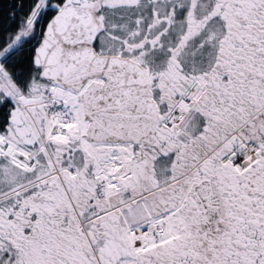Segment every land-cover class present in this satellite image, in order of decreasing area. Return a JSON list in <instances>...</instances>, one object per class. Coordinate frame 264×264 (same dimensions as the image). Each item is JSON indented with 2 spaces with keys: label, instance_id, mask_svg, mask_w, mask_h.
<instances>
[{
  "label": "snow or ice",
  "instance_id": "obj_1",
  "mask_svg": "<svg viewBox=\"0 0 264 264\" xmlns=\"http://www.w3.org/2000/svg\"><path fill=\"white\" fill-rule=\"evenodd\" d=\"M0 264H264V0H0Z\"/></svg>",
  "mask_w": 264,
  "mask_h": 264
}]
</instances>
